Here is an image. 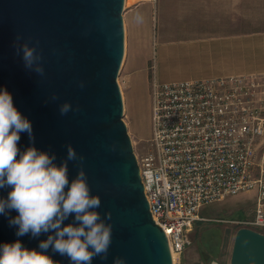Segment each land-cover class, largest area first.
I'll use <instances>...</instances> for the list:
<instances>
[{
	"label": "water",
	"instance_id": "1",
	"mask_svg": "<svg viewBox=\"0 0 264 264\" xmlns=\"http://www.w3.org/2000/svg\"><path fill=\"white\" fill-rule=\"evenodd\" d=\"M125 1L0 0V90L6 88L31 121L38 149L55 153L58 164L69 144L83 156L91 193L102 201L97 211L102 218L112 214L106 220L113 228L108 257H96L92 264H113L117 257L126 264H174L168 236L153 218L124 119L118 77L125 55ZM24 43L42 56V76L25 69L22 52L17 54ZM65 102L71 109L61 115ZM32 143L21 133V151ZM79 167L69 161L70 180ZM8 191L0 190V196ZM46 238L17 237L8 216L0 215V244L20 240L40 251ZM48 254L59 264H70L50 249ZM230 264H264V233L240 227Z\"/></svg>",
	"mask_w": 264,
	"mask_h": 264
},
{
	"label": "built area",
	"instance_id": "2",
	"mask_svg": "<svg viewBox=\"0 0 264 264\" xmlns=\"http://www.w3.org/2000/svg\"><path fill=\"white\" fill-rule=\"evenodd\" d=\"M152 137L137 154L155 221L180 257L202 207L256 192L252 217L264 233V75L228 74L152 85Z\"/></svg>",
	"mask_w": 264,
	"mask_h": 264
},
{
	"label": "clouds",
	"instance_id": "3",
	"mask_svg": "<svg viewBox=\"0 0 264 264\" xmlns=\"http://www.w3.org/2000/svg\"><path fill=\"white\" fill-rule=\"evenodd\" d=\"M21 52L25 69L42 76V56L36 48L24 43L17 47V54ZM70 109L71 104L65 102L60 114ZM21 133L33 141L23 151L18 147ZM34 140L31 121L14 105L12 94L6 88L0 90V190L9 189L6 197L0 196V215L8 216L17 237H47L40 241V251L24 247L20 240L0 244V264H59L48 254L49 249L70 264H92L96 257L106 260L113 234L106 220L112 214L102 218L97 211L102 201L91 193L83 156L69 144L66 158L58 164L56 154L38 149ZM69 161L80 165L71 180ZM12 212L17 214L13 217ZM70 218L72 222L65 223ZM113 264L126 261L117 257Z\"/></svg>",
	"mask_w": 264,
	"mask_h": 264
},
{
	"label": "rangeland",
	"instance_id": "4",
	"mask_svg": "<svg viewBox=\"0 0 264 264\" xmlns=\"http://www.w3.org/2000/svg\"><path fill=\"white\" fill-rule=\"evenodd\" d=\"M175 3V0L125 1L124 15L134 8L132 33L136 36L134 45H130L128 19L124 16L125 55L118 81L124 100V119L137 154L146 151L152 137L153 66L156 63L158 39L165 37L176 40L204 30L196 24L198 20L195 15L181 10ZM260 8L264 9V5L258 4L253 11L259 18L264 16ZM132 48L135 50L131 53ZM135 51L139 63L146 64L144 77L139 69L134 73L135 77L126 74L129 57ZM255 205L256 192L242 191L202 207L200 215L220 220L195 221L187 231V245L174 264H211L213 260L230 264L236 233L243 226L237 220L251 218Z\"/></svg>",
	"mask_w": 264,
	"mask_h": 264
},
{
	"label": "crops",
	"instance_id": "5",
	"mask_svg": "<svg viewBox=\"0 0 264 264\" xmlns=\"http://www.w3.org/2000/svg\"><path fill=\"white\" fill-rule=\"evenodd\" d=\"M175 1L181 10L195 15L196 24L204 30L176 40L158 39L153 66L155 79L173 81L228 74L264 75V16L259 18L253 13L255 6L264 5V0ZM259 11L264 12V9ZM133 14L134 8H130L124 15L128 19L130 45H134L136 36L132 33ZM132 49L131 53L135 48ZM144 67L146 64L139 63L135 51L129 57L126 74L135 77L134 73L139 69L144 77Z\"/></svg>",
	"mask_w": 264,
	"mask_h": 264
},
{
	"label": "bare ground",
	"instance_id": "6",
	"mask_svg": "<svg viewBox=\"0 0 264 264\" xmlns=\"http://www.w3.org/2000/svg\"><path fill=\"white\" fill-rule=\"evenodd\" d=\"M178 256L175 254V253H173V259H174V263L176 262V258H177Z\"/></svg>",
	"mask_w": 264,
	"mask_h": 264
},
{
	"label": "flooded vegetation",
	"instance_id": "7",
	"mask_svg": "<svg viewBox=\"0 0 264 264\" xmlns=\"http://www.w3.org/2000/svg\"><path fill=\"white\" fill-rule=\"evenodd\" d=\"M217 224H215V226H216ZM207 257V256H206Z\"/></svg>",
	"mask_w": 264,
	"mask_h": 264
}]
</instances>
